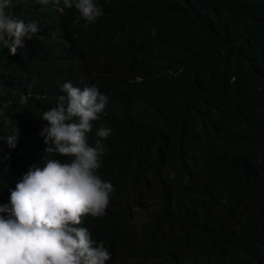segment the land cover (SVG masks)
<instances>
[{
    "label": "trees",
    "instance_id": "1",
    "mask_svg": "<svg viewBox=\"0 0 264 264\" xmlns=\"http://www.w3.org/2000/svg\"><path fill=\"white\" fill-rule=\"evenodd\" d=\"M94 3L86 24L12 0L39 33L22 57L0 49V205L60 85L93 82L109 102L88 142L111 128L96 174L115 190L91 231L110 264H264V0Z\"/></svg>",
    "mask_w": 264,
    "mask_h": 264
},
{
    "label": "clouds",
    "instance_id": "2",
    "mask_svg": "<svg viewBox=\"0 0 264 264\" xmlns=\"http://www.w3.org/2000/svg\"><path fill=\"white\" fill-rule=\"evenodd\" d=\"M33 1L60 13L74 11L75 23L94 24L103 14L95 0ZM11 4L0 0V49L22 57L37 39L39 26L11 13ZM108 97L93 82L60 85L40 118L47 126L38 135L39 156L10 190L9 203L0 205V264H110L111 253L93 237L91 223L107 213L115 190L96 174L105 151L102 140L111 128L102 124L95 131V145L88 142ZM28 99L21 95L19 103L26 105ZM16 132L4 138L9 149L16 147ZM8 158L10 153L0 155Z\"/></svg>",
    "mask_w": 264,
    "mask_h": 264
},
{
    "label": "bare ground",
    "instance_id": "3",
    "mask_svg": "<svg viewBox=\"0 0 264 264\" xmlns=\"http://www.w3.org/2000/svg\"><path fill=\"white\" fill-rule=\"evenodd\" d=\"M256 190V189H255Z\"/></svg>",
    "mask_w": 264,
    "mask_h": 264
}]
</instances>
